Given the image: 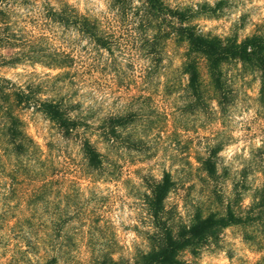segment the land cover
<instances>
[{
  "label": "clouds",
  "instance_id": "9594fccd",
  "mask_svg": "<svg viewBox=\"0 0 264 264\" xmlns=\"http://www.w3.org/2000/svg\"><path fill=\"white\" fill-rule=\"evenodd\" d=\"M0 264H264V0H0Z\"/></svg>",
  "mask_w": 264,
  "mask_h": 264
}]
</instances>
